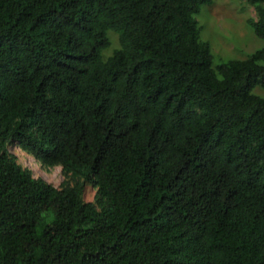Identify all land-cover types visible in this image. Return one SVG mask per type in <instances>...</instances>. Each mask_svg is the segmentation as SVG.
Here are the masks:
<instances>
[{"label": "trees", "instance_id": "1", "mask_svg": "<svg viewBox=\"0 0 264 264\" xmlns=\"http://www.w3.org/2000/svg\"><path fill=\"white\" fill-rule=\"evenodd\" d=\"M209 2L0 0V264H264V47L215 66Z\"/></svg>", "mask_w": 264, "mask_h": 264}, {"label": "rangeland", "instance_id": "2", "mask_svg": "<svg viewBox=\"0 0 264 264\" xmlns=\"http://www.w3.org/2000/svg\"><path fill=\"white\" fill-rule=\"evenodd\" d=\"M250 17L257 18V12L245 0H211L202 5L196 18L201 28L202 40L211 46L215 66L231 59L246 58L256 49L264 47V39L256 35L248 22ZM262 89L258 86L253 92L264 95ZM9 149L18 156L20 163L32 167L33 157L28 153L15 144L10 145ZM36 163L33 162L36 165L32 168L35 176L42 177L57 187L74 184V179L65 175L61 166L47 167L40 162ZM85 185V200L95 201L97 187L91 182H86Z\"/></svg>", "mask_w": 264, "mask_h": 264}, {"label": "clouds", "instance_id": "3", "mask_svg": "<svg viewBox=\"0 0 264 264\" xmlns=\"http://www.w3.org/2000/svg\"><path fill=\"white\" fill-rule=\"evenodd\" d=\"M16 145V144H15ZM20 148V147H19ZM21 149V148H20ZM26 152V151H25ZM28 153V152H27ZM29 154V153H28ZM31 155V154H30ZM32 156V155H31ZM33 158H34V156H32ZM35 159V158H34ZM36 160V159H35ZM37 162H39L38 160H36ZM30 166V165H29ZM57 166H60V165H57ZM28 167V166H27ZM30 169H32V167L30 166L29 167ZM34 169V168H33ZM32 169V170H33ZM33 172H34V170H33ZM35 175V174H34ZM36 177H38V176H36ZM40 178H42V177H40ZM44 179V178H43ZM47 181V180H46ZM49 182V181H48ZM50 183V182H49ZM54 185V184H53Z\"/></svg>", "mask_w": 264, "mask_h": 264}, {"label": "bare ground", "instance_id": "4", "mask_svg": "<svg viewBox=\"0 0 264 264\" xmlns=\"http://www.w3.org/2000/svg\"><path fill=\"white\" fill-rule=\"evenodd\" d=\"M18 148H19V147H18ZM21 150H22V149H21ZM22 151H24V150H22ZM26 153H27V152H26ZM29 155H30V154H29ZM30 156H31V155H30ZM31 157H32V156H31ZM33 162H35V163H36V161H35V159H34V158H33ZM33 162H32V163H33ZM36 164H37V163H36ZM34 165H35V164H32V168L34 167Z\"/></svg>", "mask_w": 264, "mask_h": 264}]
</instances>
